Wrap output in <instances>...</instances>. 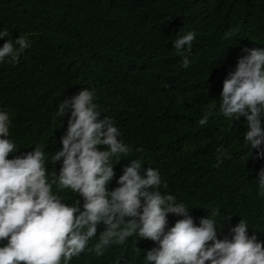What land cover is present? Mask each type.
Here are the masks:
<instances>
[{
	"label": "clouds",
	"instance_id": "1",
	"mask_svg": "<svg viewBox=\"0 0 264 264\" xmlns=\"http://www.w3.org/2000/svg\"><path fill=\"white\" fill-rule=\"evenodd\" d=\"M220 3L221 11L231 17L228 27L213 25L212 32L187 28L183 33L181 28L171 44L187 69L196 32H206L229 60L228 75L222 88L215 90L212 107L190 120L197 127L205 126L213 114L237 121L239 132L217 146L214 167L224 163L231 174L248 175L241 184H254L257 195L264 198V42L252 36L256 29L264 31V0ZM45 23V31L68 35V40L62 38L69 46V52L61 54L63 65L83 72L89 84L56 106L53 117L60 118L66 131L50 157L41 146L42 136L29 137V130H24V139L36 146L10 159L19 149L10 138L11 113L0 108V264H70L81 254L101 257L133 236L156 245L143 254V264H264V227L255 219H240L226 229L228 237L218 239L222 225L217 211L196 214L177 199L167 183L170 172L177 175L180 169L171 161L173 143L168 134L151 126L149 139L138 143L141 150L136 151L141 153L134 156L132 146L120 139L116 120L99 109L93 88L117 79L129 47L112 55L107 38L72 31L62 26V19ZM16 28L0 21V64H18L32 45L30 39L39 37L34 28L37 35L12 30ZM107 56L118 62L109 63ZM118 121L142 124L135 115ZM164 147L168 149L162 164L157 151ZM128 156L118 186L109 191L114 167ZM51 164L54 172L48 171ZM241 184L228 191V199L233 201ZM65 191L76 197L71 203L60 195ZM100 225L103 231L97 236ZM134 251L141 253L136 247Z\"/></svg>",
	"mask_w": 264,
	"mask_h": 264
},
{
	"label": "trees",
	"instance_id": "2",
	"mask_svg": "<svg viewBox=\"0 0 264 264\" xmlns=\"http://www.w3.org/2000/svg\"><path fill=\"white\" fill-rule=\"evenodd\" d=\"M221 7L220 0H0V21L18 27L13 31L39 36L30 39L37 47L31 49V45L18 64H0V108L11 113L10 138L19 149L10 154V159L36 146L24 139V130H29V137L42 136L49 144L41 145L44 152L49 157L53 155L61 144L59 135L66 131L60 118L53 117L56 106L89 84L83 72L69 71L63 65L61 54L68 53L69 46L62 38L68 40V35L56 36L44 29L45 22L62 19V26L72 31L109 39L108 53L112 55L129 47L131 52L122 56L117 79L109 85L99 83L93 89L99 109L116 120L122 133L120 139L132 146L131 154L141 153L136 151L140 149L138 143L149 139L151 126L168 134L173 143L169 148H173L171 161L180 169L177 175L170 172L167 183L190 211L218 212L217 220L222 225L218 239L228 237L226 229L240 219H255L264 227V198L257 195L254 184H241L248 175H233L224 163L214 167L215 150L237 136V121L231 123L213 114L205 126L197 127L190 120L195 115L202 117L212 107L215 90L222 88L228 75L229 60L213 36L206 33L213 31V25L224 29L231 24L230 15ZM194 13L199 17H193ZM187 28L206 32H196L192 63L185 69L171 40L180 29L183 33ZM252 36L264 42L263 30H254ZM107 59L109 63L118 62L114 56ZM133 115L140 118L141 126L118 121L131 120ZM187 139L189 142L183 145ZM167 149L157 151L162 164L163 151ZM128 158L114 167L116 175L107 186L109 191L118 186L116 180ZM48 171L54 172L53 164ZM238 184L241 185L232 201L227 193ZM60 195L67 197L68 203L76 198L66 191ZM101 231L103 225L98 226L97 236ZM154 246L152 241L133 236L124 245L110 247L101 257L81 254L70 264H143V254ZM135 247L141 251L139 255Z\"/></svg>",
	"mask_w": 264,
	"mask_h": 264
}]
</instances>
